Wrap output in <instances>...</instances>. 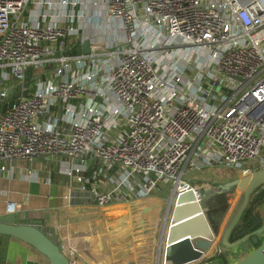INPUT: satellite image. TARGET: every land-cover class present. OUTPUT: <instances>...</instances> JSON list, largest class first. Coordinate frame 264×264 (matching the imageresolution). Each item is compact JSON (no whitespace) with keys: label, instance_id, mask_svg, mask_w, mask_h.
Instances as JSON below:
<instances>
[{"label":"built area","instance_id":"built-area-1","mask_svg":"<svg viewBox=\"0 0 264 264\" xmlns=\"http://www.w3.org/2000/svg\"><path fill=\"white\" fill-rule=\"evenodd\" d=\"M103 2L121 31L109 43L75 23L95 16V0H0V101L20 93L0 113V173L15 159H59L67 197L102 207L159 181L200 203L208 184L185 173L264 168V0ZM84 40L88 53L71 55ZM92 179L108 187L86 191ZM251 250L228 252L227 264Z\"/></svg>","mask_w":264,"mask_h":264},{"label":"crops","instance_id":"crops-1","mask_svg":"<svg viewBox=\"0 0 264 264\" xmlns=\"http://www.w3.org/2000/svg\"><path fill=\"white\" fill-rule=\"evenodd\" d=\"M95 1L98 2L93 9L95 16L89 19L82 16L85 14L82 12L75 23L82 28L80 31L83 33H87V28L91 27L88 33L92 37H98L101 43H109L117 34L121 35L119 21L104 16V0ZM74 9L85 11L81 5ZM97 14L104 18L99 19ZM62 163V160L45 157H36L32 162L13 160L11 176L0 173V223H30L36 226L50 238L56 239L60 248L67 246L74 249L80 264H185L191 260L194 251L187 241L172 249L165 258L166 228L162 244L160 243L165 217L169 223L174 221L171 210L166 211L171 191L169 184L159 181L149 195L131 198L128 201L132 203V207L128 201L101 207L89 201L67 197L70 187L67 176L60 172ZM28 170L32 172L30 179L27 178ZM203 170L204 168L202 172ZM89 174L86 172V175ZM237 174L241 178L239 170ZM231 179L223 178L221 183ZM200 182H206V188L211 185L207 181L189 183L197 186ZM215 184L204 213L207 212L218 225L215 236L218 238L240 204L242 187L237 185L234 194H229L222 193L219 184L214 182L213 185ZM106 187L108 185L92 179L85 185V190L95 191ZM76 192L82 195L78 185ZM9 202L13 203L14 212L7 213ZM134 217L138 219L136 223L133 221ZM140 229L144 231L141 232ZM243 247L253 249V245L249 243L229 252L240 253ZM221 249L223 250L222 247ZM197 263L198 261L193 264ZM4 264H49V261L28 242L10 236Z\"/></svg>","mask_w":264,"mask_h":264},{"label":"water","instance_id":"water-1","mask_svg":"<svg viewBox=\"0 0 264 264\" xmlns=\"http://www.w3.org/2000/svg\"><path fill=\"white\" fill-rule=\"evenodd\" d=\"M88 51L89 41L84 40L75 46L70 54L88 53ZM28 83L29 81H25L23 84L26 88L22 92L23 96L27 94ZM19 96V92L10 93L4 101H0V113L10 107ZM240 179L239 174H236L231 180L220 183L219 188L222 193L234 194ZM206 206L203 200L200 203L196 201L191 189L178 194H175L174 188L171 189L166 211L171 210L174 221L169 223L168 218L165 217L160 238L162 244V235L166 228L165 258L172 249L187 241L194 253L191 260L185 264H193L197 261V264H227L226 255L229 251L255 243L256 238L264 233V168L248 175L245 187L241 191L240 204L218 238L215 237L218 233V225L207 212L204 213ZM0 234L19 237L28 242L46 256L49 264H69L56 239L50 238L30 223H0ZM213 242L215 243L211 247ZM233 264H264V239L245 257Z\"/></svg>","mask_w":264,"mask_h":264},{"label":"rangeland","instance_id":"rangeland-1","mask_svg":"<svg viewBox=\"0 0 264 264\" xmlns=\"http://www.w3.org/2000/svg\"><path fill=\"white\" fill-rule=\"evenodd\" d=\"M183 44H185V43L183 42ZM188 48L191 51H195L198 49L201 53H203V51L205 50V48H203L202 46H199L198 48L188 46ZM23 163H25V162H23ZM244 167H249V165H245ZM237 171H238L237 168L225 167L223 165H213V166H209V167L204 168L203 172L202 171L201 172H196V171L187 172L182 176V179L186 180L188 182H191V181H196V182L207 181V182H209L211 185L202 191V194H203L202 200L208 204V202L210 200V194H211V192L214 191V189H213L214 186H216V184L213 185L214 182H216L217 184H220L223 178H234V177H236ZM243 176L244 175H242L241 178ZM240 191H242V189ZM240 199H241V194H240ZM128 202H129L128 204L132 207V203L130 201H128ZM133 221H134V223H136L138 221V219H136V217H134ZM140 224L141 223H139V225ZM140 227L143 228L142 225H140ZM139 231L143 232L144 230L140 229ZM261 235H263V233H261Z\"/></svg>","mask_w":264,"mask_h":264},{"label":"trees","instance_id":"trees-1","mask_svg":"<svg viewBox=\"0 0 264 264\" xmlns=\"http://www.w3.org/2000/svg\"><path fill=\"white\" fill-rule=\"evenodd\" d=\"M9 238H10L9 235L0 234V264L5 263ZM263 239H264V235L262 237L257 238V241L255 243H251L253 245V248L258 246Z\"/></svg>","mask_w":264,"mask_h":264},{"label":"bare ground","instance_id":"bare-ground-1","mask_svg":"<svg viewBox=\"0 0 264 264\" xmlns=\"http://www.w3.org/2000/svg\"><path fill=\"white\" fill-rule=\"evenodd\" d=\"M241 175H244V176L240 179V182L238 183V186H241L242 189H244L246 181H247L248 173L245 172V173H242Z\"/></svg>","mask_w":264,"mask_h":264}]
</instances>
